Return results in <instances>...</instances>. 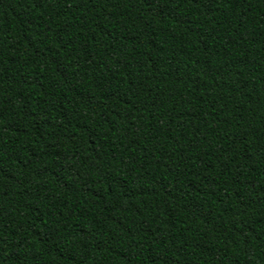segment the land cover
<instances>
[{
	"label": "trees",
	"instance_id": "trees-1",
	"mask_svg": "<svg viewBox=\"0 0 264 264\" xmlns=\"http://www.w3.org/2000/svg\"><path fill=\"white\" fill-rule=\"evenodd\" d=\"M0 264H264V0H0Z\"/></svg>",
	"mask_w": 264,
	"mask_h": 264
}]
</instances>
